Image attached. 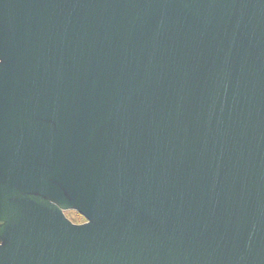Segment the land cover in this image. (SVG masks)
Instances as JSON below:
<instances>
[{"label": "water", "instance_id": "1", "mask_svg": "<svg viewBox=\"0 0 264 264\" xmlns=\"http://www.w3.org/2000/svg\"><path fill=\"white\" fill-rule=\"evenodd\" d=\"M0 264H264V0H0Z\"/></svg>", "mask_w": 264, "mask_h": 264}, {"label": "rangeland", "instance_id": "2", "mask_svg": "<svg viewBox=\"0 0 264 264\" xmlns=\"http://www.w3.org/2000/svg\"><path fill=\"white\" fill-rule=\"evenodd\" d=\"M65 216L69 219V220H71V221H73L72 219L73 218H75V216H74V214L72 213V212H67L66 214H65ZM84 222V220L81 218H77V223L76 224H81V223H83Z\"/></svg>", "mask_w": 264, "mask_h": 264}, {"label": "trees", "instance_id": "3", "mask_svg": "<svg viewBox=\"0 0 264 264\" xmlns=\"http://www.w3.org/2000/svg\"><path fill=\"white\" fill-rule=\"evenodd\" d=\"M72 213L75 216V218L72 219L73 220L72 222L77 223V218H80L81 219V217L78 214L74 213V212H72Z\"/></svg>", "mask_w": 264, "mask_h": 264}, {"label": "flooded vegetation", "instance_id": "4", "mask_svg": "<svg viewBox=\"0 0 264 264\" xmlns=\"http://www.w3.org/2000/svg\"><path fill=\"white\" fill-rule=\"evenodd\" d=\"M66 214V213H65ZM71 221V220H70ZM72 222V221H71ZM72 223H74V222H72ZM74 224H76V223H74Z\"/></svg>", "mask_w": 264, "mask_h": 264}]
</instances>
